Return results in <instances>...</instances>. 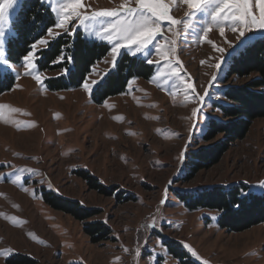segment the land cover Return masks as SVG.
Listing matches in <instances>:
<instances>
[{
	"label": "rangeland",
	"instance_id": "1",
	"mask_svg": "<svg viewBox=\"0 0 264 264\" xmlns=\"http://www.w3.org/2000/svg\"><path fill=\"white\" fill-rule=\"evenodd\" d=\"M41 1L50 10L62 2L52 0L50 6L49 0ZM24 2L17 0L7 11L5 47L9 64L0 63L3 77L14 76L12 86L0 94V173L8 174L0 179V264H180L170 251L169 240H176L200 264L205 260L209 264H264V222L231 231L220 226L219 211L190 209L175 193L177 189L239 181L264 192V117L253 119L246 133L234 138L215 164L200 169L190 179L184 178L190 169L191 152L223 139L218 135L205 140L210 118L221 116L219 103L227 101L226 87L245 85L254 75L230 74V64L246 47L263 38L264 30L252 28L240 37L239 30L232 32L225 22L221 36L220 26L213 24L208 40L215 43L214 48L200 39L211 8L197 12L188 29L183 24L174 26L179 36L174 37L165 22L157 40L166 44L176 39L174 58L181 62L176 66L188 74L185 80L193 84L197 95L193 96L176 77H157L161 62L151 64V78H131L123 92L96 101L94 89L124 52L159 60L155 41L147 49L151 53L148 57L121 49L113 67L111 45L96 35L101 25L90 19L83 24L74 20L69 33L80 30L85 38L107 43L110 49L85 79L89 83L99 81L91 93L82 84L54 90L48 80L67 75L65 69L41 70L36 61L39 73L46 77L40 83L34 74H26L22 59L16 63L8 57L14 20ZM122 2L84 0L91 6L88 11L119 7ZM167 2L171 15L185 19L187 5L180 0ZM51 12L56 21L57 13ZM51 27L54 32L61 31ZM41 39L50 42L54 38L47 32ZM37 47L40 51L46 48ZM220 61L217 70L215 65ZM173 84L179 86L174 88ZM194 109L197 116L192 115ZM86 171L113 193L91 189L89 179L81 173ZM15 175L21 176L17 183L12 182ZM46 191L78 200L96 212L87 221L104 222L111 229L109 237L94 242L85 231L86 221L50 206ZM23 256L32 261H25ZM11 259L15 263H10Z\"/></svg>",
	"mask_w": 264,
	"mask_h": 264
},
{
	"label": "trees",
	"instance_id": "2",
	"mask_svg": "<svg viewBox=\"0 0 264 264\" xmlns=\"http://www.w3.org/2000/svg\"><path fill=\"white\" fill-rule=\"evenodd\" d=\"M50 8L41 0H25L14 20L15 34L9 39L8 57L12 62H20L30 50V46L47 33V29L55 24ZM107 43L89 40L78 30L75 33H62L48 46L38 53V66L41 70L68 69L67 75L51 77L49 86L64 89L79 86L92 71L94 65L109 52ZM61 55L70 56L71 60L59 61ZM154 67L143 58L131 56L124 52L116 67L107 74L104 80L93 91L96 101H103L109 96L123 92L131 78H151ZM230 74L240 77L251 74L253 78L245 85H231L224 90L226 102L219 103L221 116L211 117L204 134L205 140L222 135L220 142L201 146L191 152V165L184 176L194 177L200 169L215 164L227 149L228 144L236 137L243 136L251 121L264 117V37L258 38L234 57L229 69ZM14 83L12 74L1 75L0 94ZM89 179V187L101 193L108 191L97 178L89 172H81ZM176 196L190 209L209 207L219 211L218 222L221 227L231 231H241L254 224L264 222V192H257L254 185L239 181L230 185L214 184L213 186L192 187L175 190ZM46 201L55 209L63 210L85 220V231L92 236L94 242L107 239L111 229L102 221L88 222L87 219L96 214L88 210L78 200L61 196L52 191L44 193ZM170 251L180 259V264H200L176 240L167 242ZM27 262L31 258L23 256ZM10 263H15L14 259Z\"/></svg>",
	"mask_w": 264,
	"mask_h": 264
},
{
	"label": "snow or ice",
	"instance_id": "3",
	"mask_svg": "<svg viewBox=\"0 0 264 264\" xmlns=\"http://www.w3.org/2000/svg\"><path fill=\"white\" fill-rule=\"evenodd\" d=\"M16 2L17 0H0V63L5 65L9 64L5 47L7 11ZM171 2L175 4L177 0H171ZM180 2L187 5L188 8L183 20H179L170 14L171 8L167 0H134L135 6H133V0H123L119 7L101 8L94 11H88L91 6L86 5L84 0H62V2L51 8L53 12L57 13L54 27L61 31L54 32L53 28L49 27L47 32L55 38L62 33H69V25L74 20H79L81 24L88 19L99 23L101 28L96 32V35L101 39L107 40L111 45L110 54L113 67H115V62L121 49L127 48L132 55L144 54L145 57H148L151 53H148L147 49L155 41L154 51L159 56V60L149 58L146 59V62L148 64H161L163 62V67L157 71L156 76H167L168 79L176 77L181 83L187 85V89L193 96H196L193 84L187 83L185 80V76L188 74L186 72L182 74L181 67L176 66L181 63L178 58H174L177 50L176 39L167 40L166 44H161L157 40V36L162 35L164 32L163 25L165 22H167L168 30L173 32V36H179L180 33L174 26L183 24L184 28L188 29L191 27V20L196 16L197 12H207L211 8L210 20L204 21L206 26L202 29L200 39L207 40L215 48V43L208 40V33L211 31L213 24L220 26L219 33L221 36L225 34V27L223 26L225 22L231 26L232 32L239 30L240 37L245 35L246 30H251L252 28L264 30V0H180ZM49 5H52V0H49ZM257 9L259 15H257ZM104 18L108 19L105 20ZM48 43L49 41L44 39L36 41L30 46L27 54L22 57V66L26 69V74H34V78L40 83H43V79H46V77H42L37 69L36 61L38 60V53L40 51L37 46L42 45L46 47ZM218 50L223 51V49ZM58 59L59 61H64L71 60L72 58L61 55ZM201 64H204L203 60ZM221 64L222 61L216 63L215 67L217 70L221 68ZM164 68H169L171 71L166 73ZM67 72L68 70L65 69V74ZM213 80H215V76H213ZM98 83L99 81L95 80L91 83L85 80L82 83V87L91 93L92 88L98 85ZM178 86L177 84H173L174 88ZM200 100L202 101L203 97H200ZM197 114L198 110L194 109L192 115L197 116ZM23 171L34 172L35 170L24 169ZM7 175L6 173H0V179L5 178ZM20 180L21 176L15 175V179L12 182L17 183ZM261 186L264 187V184ZM161 203L163 204L164 201L162 200ZM41 243L44 242L41 241ZM186 247L190 248L188 245ZM125 251H128V249H125ZM136 252L139 254V248L136 249ZM193 254L195 255L194 250ZM204 264H209V262L205 260Z\"/></svg>",
	"mask_w": 264,
	"mask_h": 264
}]
</instances>
